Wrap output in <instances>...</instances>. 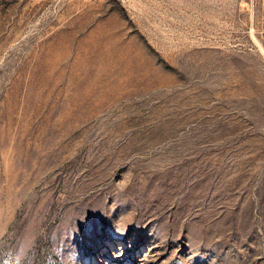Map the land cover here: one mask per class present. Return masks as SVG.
I'll return each mask as SVG.
<instances>
[{
  "label": "rangeland",
  "instance_id": "rangeland-1",
  "mask_svg": "<svg viewBox=\"0 0 264 264\" xmlns=\"http://www.w3.org/2000/svg\"><path fill=\"white\" fill-rule=\"evenodd\" d=\"M264 0H0V264H264Z\"/></svg>",
  "mask_w": 264,
  "mask_h": 264
},
{
  "label": "built area",
  "instance_id": "built-area-1",
  "mask_svg": "<svg viewBox=\"0 0 264 264\" xmlns=\"http://www.w3.org/2000/svg\"><path fill=\"white\" fill-rule=\"evenodd\" d=\"M260 27H261V36L264 39V2H263V5H262Z\"/></svg>",
  "mask_w": 264,
  "mask_h": 264
}]
</instances>
